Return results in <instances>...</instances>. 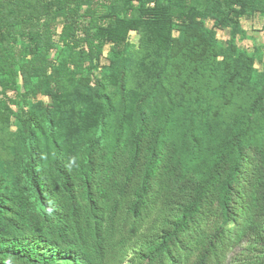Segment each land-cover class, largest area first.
Segmentation results:
<instances>
[{
  "label": "trees",
  "instance_id": "16d2710c",
  "mask_svg": "<svg viewBox=\"0 0 264 264\" xmlns=\"http://www.w3.org/2000/svg\"><path fill=\"white\" fill-rule=\"evenodd\" d=\"M256 14L0 0V264H264V69L216 34Z\"/></svg>",
  "mask_w": 264,
  "mask_h": 264
},
{
  "label": "rangeland",
  "instance_id": "374dc122",
  "mask_svg": "<svg viewBox=\"0 0 264 264\" xmlns=\"http://www.w3.org/2000/svg\"><path fill=\"white\" fill-rule=\"evenodd\" d=\"M103 20L100 18V22ZM209 28L212 27V22H207ZM241 28L246 32L245 36H242L239 33H236L234 27H228L223 29H217L216 34L218 40L226 44H235L239 48L245 49L249 54H260L261 60H256L255 68L258 71L264 69V15L256 14L252 17L243 18L240 22ZM131 43H134L137 40L135 33H130ZM111 51L109 46H105L103 49V60L102 64H107L105 57ZM7 98L14 100V92H7ZM3 97V96H1ZM5 98V99H7ZM40 97H38L39 99ZM13 110L12 118H15L17 113H20V109L16 108L15 105L11 106ZM12 119V120H13ZM255 251L251 248L242 245L240 247L234 248L231 252L227 254V261L225 264H246L250 263L255 259Z\"/></svg>",
  "mask_w": 264,
  "mask_h": 264
}]
</instances>
